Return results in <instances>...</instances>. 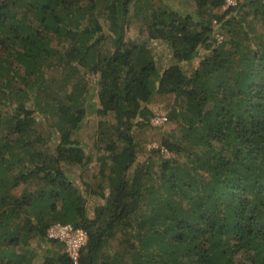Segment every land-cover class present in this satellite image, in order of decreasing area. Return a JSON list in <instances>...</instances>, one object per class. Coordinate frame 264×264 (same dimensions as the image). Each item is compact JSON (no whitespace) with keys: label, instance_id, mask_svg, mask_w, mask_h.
I'll return each mask as SVG.
<instances>
[{"label":"trees","instance_id":"1","mask_svg":"<svg viewBox=\"0 0 264 264\" xmlns=\"http://www.w3.org/2000/svg\"><path fill=\"white\" fill-rule=\"evenodd\" d=\"M133 1L0 0V264H33L31 241L61 245L47 238L54 223L86 231L78 264H264V0H236L220 16L224 0H194V15L148 2L142 27L128 24ZM152 41L173 64L157 70ZM74 65L97 77L99 155L74 138L84 83L66 101L37 85ZM153 95L173 99L167 120L178 136L158 143L173 157L151 149L138 161L133 131L150 126ZM41 103L57 118L46 117L47 136L35 119ZM94 160L82 188L69 179L68 166ZM83 193L104 202L92 217ZM111 239L122 255H103ZM42 264L72 262L63 249Z\"/></svg>","mask_w":264,"mask_h":264},{"label":"rangeland","instance_id":"2","mask_svg":"<svg viewBox=\"0 0 264 264\" xmlns=\"http://www.w3.org/2000/svg\"><path fill=\"white\" fill-rule=\"evenodd\" d=\"M150 2L154 9H165L171 12H177L181 15H194L195 6L194 0H134L133 3L129 7V17L128 24L134 27H142L145 25L144 17L148 15L147 4ZM228 7L223 3L218 9L213 11V15L220 16L225 13ZM197 21L200 19H196ZM205 20H209V18H205ZM211 20V28H212V38H216V35L221 36V31L218 29V24H216V20ZM218 23V22H217ZM103 24V34L105 35V41L102 42L100 46V50L104 55H110L113 52V38L109 34L108 25L105 22ZM255 27H258L255 25ZM146 48L152 56L157 70L164 69L170 64L174 63V59L172 58V53L169 47L161 42V41H152L146 44ZM192 68V65H185L183 69L188 71ZM71 71H76L74 78L71 77ZM31 80H35L34 76H31ZM66 78V79H64ZM42 81L38 82V86L40 88H46L49 98L50 97H58L60 99L65 100V96L69 93L73 88V83L78 82V86L75 88L77 93L80 91L82 87L79 81L83 82L86 86V91H83L82 97L84 98V106L86 108V115L81 122V128L79 132L74 135V138L78 140L83 149L91 155H99L96 153L97 150L94 149L93 143L96 139H98V122L100 118L96 114V110L98 106V83L97 77L90 74L86 69L81 68L79 65H74L72 67L62 69L51 68L47 74H43L41 78ZM29 80L28 85H31L32 82ZM67 80V81H65ZM30 97H28V104L34 105L35 103V90L31 91ZM50 100V99H49ZM173 99L171 97H163L158 95H153L151 98V102L149 104V108L151 111L156 113H162L167 116V113L170 111ZM67 103V102H66ZM41 107V108H40ZM40 107H36V124L38 130L42 133V135L47 136L49 131V122L55 123L57 121L56 117H51L44 109V103L40 104ZM45 116V117H44ZM49 117L50 121L46 119ZM112 119V116H110ZM150 124V122H149ZM173 133L175 136H178L177 126L168 121L166 124L161 127H150L147 126L145 128L136 129L133 131V136L136 142V153L135 157L138 161H144L146 158L151 156V151L149 146L152 143L158 144L161 138L165 135ZM159 145V144H158ZM173 155L170 154L171 158ZM66 174L72 182H75L78 187H81V179L85 180L86 177L90 176L92 173L97 174L98 171V163L96 160L92 164H90L85 170L80 169L77 166H68L66 169ZM84 194V193H83ZM85 196V194H84ZM86 197V207L88 211V216L92 217L93 208L95 206L102 205L104 202L99 200L96 197ZM120 238V236H119ZM30 248L35 251V258L33 260V264H42L43 257L46 254L51 256L63 250L61 245H52L48 243H42L39 241H31ZM120 249V254L119 250ZM103 255H112V253H117L122 255V249L119 247L118 242L116 240H109L106 244L103 245ZM116 254V255H117ZM121 257H119L120 260ZM127 259V256L125 257ZM121 260H124L122 257ZM129 260V259H127ZM125 262V261H124Z\"/></svg>","mask_w":264,"mask_h":264},{"label":"built area","instance_id":"3","mask_svg":"<svg viewBox=\"0 0 264 264\" xmlns=\"http://www.w3.org/2000/svg\"><path fill=\"white\" fill-rule=\"evenodd\" d=\"M224 4L227 7L236 6V0H224ZM216 38L221 39V36L216 35ZM168 122L167 116L162 113H156L150 119L151 127H161ZM149 149H158L159 153L164 158H169L170 154L166 149L160 147L156 143H152ZM47 238L52 241L60 243L64 249V252L72 264H78L79 255L81 249L87 243V233L80 227H75L72 224H60L54 223L47 230Z\"/></svg>","mask_w":264,"mask_h":264}]
</instances>
